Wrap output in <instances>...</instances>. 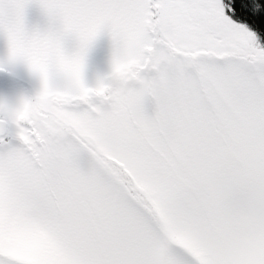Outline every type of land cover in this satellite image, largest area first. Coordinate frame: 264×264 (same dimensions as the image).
Instances as JSON below:
<instances>
[{"label": "snow or ice", "instance_id": "1", "mask_svg": "<svg viewBox=\"0 0 264 264\" xmlns=\"http://www.w3.org/2000/svg\"><path fill=\"white\" fill-rule=\"evenodd\" d=\"M0 35L41 85L0 102V264H264V0H0Z\"/></svg>", "mask_w": 264, "mask_h": 264}, {"label": "rangeland", "instance_id": "2", "mask_svg": "<svg viewBox=\"0 0 264 264\" xmlns=\"http://www.w3.org/2000/svg\"><path fill=\"white\" fill-rule=\"evenodd\" d=\"M44 17L37 6L30 9L31 23H43ZM113 46L109 36L102 35L93 45L87 57L86 77L90 86H94L98 76L111 71ZM7 55L5 38L0 35V59ZM40 81L25 66L17 65L9 73H0V102L17 105L23 97H34L40 89ZM6 139L11 137L6 136ZM187 259H191L187 257Z\"/></svg>", "mask_w": 264, "mask_h": 264}, {"label": "clouds", "instance_id": "3", "mask_svg": "<svg viewBox=\"0 0 264 264\" xmlns=\"http://www.w3.org/2000/svg\"><path fill=\"white\" fill-rule=\"evenodd\" d=\"M16 66L10 65L5 59H0V73H9L15 69Z\"/></svg>", "mask_w": 264, "mask_h": 264}]
</instances>
